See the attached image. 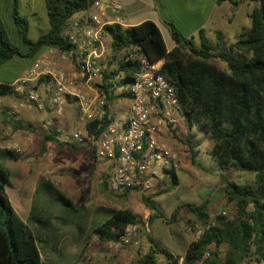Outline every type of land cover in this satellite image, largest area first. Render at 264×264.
<instances>
[{
  "label": "trees",
  "instance_id": "trees-1",
  "mask_svg": "<svg viewBox=\"0 0 264 264\" xmlns=\"http://www.w3.org/2000/svg\"><path fill=\"white\" fill-rule=\"evenodd\" d=\"M221 1L224 0H216V4ZM226 1L237 4L235 0ZM247 1L254 3L247 14L248 26L241 28L226 46L220 41L210 42L202 28L197 30L198 40L195 42L192 35L183 36L171 21L164 22L174 42L169 50L165 48L158 26L151 20L145 19L131 26L113 23L103 27L109 39L110 53L114 52L112 57L119 52L125 55L135 52L144 54L149 62L161 60L158 72L174 89L185 128L183 143L192 163L196 153L192 140L194 129L198 128L212 142L210 154L220 170L232 168L253 173L252 183L225 182L226 202H232L234 207L232 217L216 214L208 218L206 201L199 204L185 202L175 207L172 215L184 208L198 224L211 221L197 239L187 243L181 256L182 264H242L264 254V0ZM92 2L43 0L48 27L31 40L27 37V22L17 11L18 0H11V20L24 50L10 44L0 26V65L13 56L33 59L48 48L67 50L70 44L63 32L64 27L74 19L75 13L87 10ZM210 59L220 61L224 67H217ZM137 70L138 63L131 58H119L115 69H101V81L96 86L106 104L115 97H129L126 90L117 93L115 89L127 87ZM40 82L46 84L47 78H40ZM12 91L11 85L0 83V96ZM109 120V117H103L84 123L90 141L98 138ZM10 123L13 129L25 128L17 120ZM53 134L51 129L42 134L38 153L43 152L46 142L58 143ZM4 152L13 158L18 157L15 151ZM164 172L167 178L165 187L141 195V202L150 211L148 223L162 215L153 196L171 190L177 184L173 169H164ZM8 176V170L0 164V264H42L31 230L14 212L5 194ZM220 176L225 179L223 173ZM38 184L56 189L45 179H40ZM99 187L100 190L106 188L103 175ZM105 212V220L90 230L100 240L113 239L128 224L142 223L129 208ZM204 251L208 253L206 258H202ZM158 256H162L164 264H176L177 257L148 236V248L137 263L157 264Z\"/></svg>",
  "mask_w": 264,
  "mask_h": 264
},
{
  "label": "rangeland",
  "instance_id": "rangeland-1",
  "mask_svg": "<svg viewBox=\"0 0 264 264\" xmlns=\"http://www.w3.org/2000/svg\"><path fill=\"white\" fill-rule=\"evenodd\" d=\"M191 1L195 4L197 0H155V3L164 22L171 21L183 36L189 32L197 42L198 34L193 27L203 17L193 12ZM235 1L236 5L226 0L215 5L214 0H200L204 10L211 7L213 11L212 22L204 29L206 30L204 35L210 42L220 41L226 46L234 40L241 28L248 26L247 14L254 3L247 0ZM17 11L27 22V37L33 40L39 30L47 24L43 0H20ZM89 12L90 10L75 13L72 18ZM3 20L7 26L8 21ZM36 23L38 29L34 27ZM161 26L164 33V27ZM13 44L17 46L15 42ZM109 55L110 49L106 41L104 58L107 59ZM13 59L0 65V79L19 74L31 61L26 56H14ZM14 61H17L16 64H13ZM210 61L219 68L224 67V64L216 59ZM26 70L27 67L23 74ZM173 130L175 133L170 137L167 136V131H162L158 138L176 152L179 162L178 168L174 170L177 184L171 190L153 196L152 199L162 215L154 217L150 223L147 222L148 232L140 230L138 246L114 248L110 240H100L91 234L90 230L105 220L107 217L105 211L109 209L129 208L139 218L147 219L150 211L141 202V195L165 187L167 182L165 177L146 191L133 189L124 194L114 195L106 188L100 190V175L105 173V169L103 171L98 165L96 167L94 162L92 167L78 160L64 166L65 158L73 160L75 158L74 150L67 145L60 147L56 144L54 148L47 147L42 153H38L37 147L40 144L39 141H35L30 145L29 153L20 154V156L29 154L33 157L32 165L37 164L36 183L40 179H45L56 188L51 190L46 185L36 184V188L31 192L30 187L24 189V184L19 194L27 196L28 200L32 199V213L27 219H24L26 217L21 219L34 236L42 264H138L139 257L148 248V236L178 259L182 256L187 243L193 239V230L199 225L184 208H180L172 215L178 204L185 202L199 204L206 201L210 219L216 214L224 217L234 215L232 202H226L224 196L225 182L252 183L253 173L232 168L220 170L210 154L212 142L198 128L194 129L195 136L192 140L196 150L195 162L192 163L183 143L185 128L179 115ZM38 132L35 130L33 133L38 135ZM2 150L12 149L4 144ZM4 157L2 155V158ZM220 173L225 175V179H222ZM6 190L10 195L13 188L8 185ZM156 263L164 264L162 256L157 257Z\"/></svg>",
  "mask_w": 264,
  "mask_h": 264
},
{
  "label": "built area",
  "instance_id": "built-area-1",
  "mask_svg": "<svg viewBox=\"0 0 264 264\" xmlns=\"http://www.w3.org/2000/svg\"><path fill=\"white\" fill-rule=\"evenodd\" d=\"M87 10L90 12L70 20L63 29L69 48L65 51L45 49L31 60L26 72L11 86L24 91L27 107L40 110L44 86L39 80L47 78L48 102L56 115L63 112L66 99L74 101L82 121L81 126L70 132V138L77 145L90 140L84 130L85 122L109 117L106 129L94 140L95 158L107 164L104 174L106 189L114 195L127 189L146 191L161 178H166L164 169L175 170L179 166L176 152L158 138L162 131H167L170 137L176 126L180 116L177 98L174 89L158 72L161 60L149 62L144 54L135 52L121 54V59L136 60L138 70L126 87L129 94L126 117L124 120L111 119L104 96L96 84L101 81L106 52L103 27L113 23L124 25L119 16L122 3L120 0H93ZM55 57L67 61L71 71L52 65ZM7 145L19 151L15 143ZM141 220V224H128L118 231L110 239L112 246H138L140 230L148 232L147 219ZM210 224L208 220L195 227L192 240L197 239ZM207 256V251H204L202 258ZM176 264H182V257L176 259ZM242 264H264V254L257 260Z\"/></svg>",
  "mask_w": 264,
  "mask_h": 264
},
{
  "label": "crops",
  "instance_id": "crops-1",
  "mask_svg": "<svg viewBox=\"0 0 264 264\" xmlns=\"http://www.w3.org/2000/svg\"><path fill=\"white\" fill-rule=\"evenodd\" d=\"M19 1L20 0H18V2ZM120 1L122 3V10L120 11L119 16L121 17L124 24L122 26L135 25L145 19L151 20L158 26L166 50H169L173 47L174 42L169 36V33L164 24V20L161 19L160 13L157 10L158 7L155 3V0H120ZM213 3L216 5V0H214ZM192 6H193V12L197 13L198 16L201 18L203 17L193 27V30H196L197 32L199 28H202L203 30L206 29L208 24L212 22V17H213L212 8L210 7V9L204 10L203 8L204 5L200 3V0H197L195 4H193ZM10 13H11V0H0V26L4 32V35L12 45H14L13 43L15 42V44L17 45L16 48L19 49L20 51H23L24 47L20 43L17 32L12 23ZM3 19H6L8 21L7 26L4 25ZM41 23L43 26L44 22L42 21ZM161 25H163L164 27L165 30L164 33L161 30L162 27ZM37 26L38 23H36L34 27L37 28ZM39 26L41 27V25ZM47 27H48V23L45 24L42 30H39L37 36L40 33L46 31ZM187 35L190 36L191 34L188 32L185 34V37ZM106 41L107 43L109 42L107 35L105 42ZM43 51H45V49ZM111 54H114V52H111L110 55L107 57V59L104 58L102 61V66L103 67L107 66V70L115 69L117 65V60L120 58L122 53L119 52L114 57H112ZM13 58L14 56L7 61H13L14 60ZM16 62L17 61H14L13 64H16ZM52 65H54L56 68H61L67 72L71 71L70 64L63 59H58V57L53 58ZM28 66L26 67L28 68ZM26 67H24L23 70L17 75L10 76L9 78L6 79H0V83H8L9 85H11L18 77H20L23 74ZM43 86H44L42 93L43 106L42 109L40 110H37L33 107H27L25 104L24 91L17 90L14 87H12L13 91L11 93L0 96V164H2L8 170L9 173L8 184L6 186L8 187L9 185L13 188L12 194L10 195L8 194V192L6 193L7 191L6 186L4 188V191L10 202L12 209L20 219L22 217H26L24 219H27L33 210V205H32L33 203L31 202L32 199L30 198L28 200L27 196L19 195L22 185L25 184L24 189L30 187L31 192H33L34 189L36 188V184L37 186H39L38 182L36 183L37 174H38V171L36 170L37 164L32 165L31 163L33 157L30 156L29 154L22 156H20V154L29 153L28 152L29 147L33 142L39 141L38 143L40 144L42 134L46 133L49 129L54 131L53 137L55 138V140L58 141V143L48 141L45 143L44 149L47 147L54 148V145L56 144L60 145V147L62 146L67 147L69 146L68 144L75 146L74 148H72L74 150V157H75L74 160L70 159L69 157L65 158L63 162L65 164L64 166H67L68 164L71 165L74 163V161L77 162L78 160L79 162L88 164L89 167H92L93 165L92 162H94L95 166L97 167L98 165V167L103 171L104 169L106 170L107 168V164L105 162L99 161L94 156V141L86 140L84 144L77 145L70 138V132L72 131V129L76 126L82 125V121L77 113V109L74 101H72L71 99H66L63 105V112L60 115H56L52 109V106L48 102L49 88L45 83L43 84ZM80 87L82 89H85L83 85H80ZM125 90L126 87H117L115 89V92L118 93L120 91H125ZM128 107H129V97L127 96L115 97L107 104V109L111 119H117V120H124V118L127 115ZM11 120H17L18 123L25 125V128L13 129L10 123ZM35 130L39 131L38 135L33 133ZM9 142L15 143V145L18 147L19 151L16 152L18 154L17 158L11 157L10 155L4 152L5 150H2L4 148V144L7 147L8 146L7 144ZM1 154L5 157L2 158ZM28 178L30 179L28 180Z\"/></svg>",
  "mask_w": 264,
  "mask_h": 264
}]
</instances>
